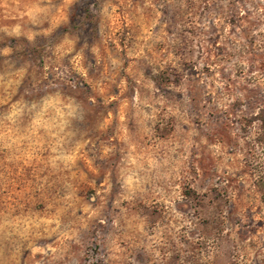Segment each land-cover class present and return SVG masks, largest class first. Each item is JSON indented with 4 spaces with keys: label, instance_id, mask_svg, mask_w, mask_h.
<instances>
[{
    "label": "rangeland",
    "instance_id": "374dc122",
    "mask_svg": "<svg viewBox=\"0 0 264 264\" xmlns=\"http://www.w3.org/2000/svg\"><path fill=\"white\" fill-rule=\"evenodd\" d=\"M0 264H264V0H0Z\"/></svg>",
    "mask_w": 264,
    "mask_h": 264
}]
</instances>
